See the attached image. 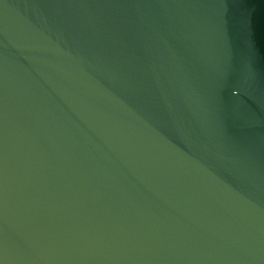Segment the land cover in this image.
I'll list each match as a JSON object with an SVG mask.
<instances>
[{
  "label": "water",
  "instance_id": "water-1",
  "mask_svg": "<svg viewBox=\"0 0 264 264\" xmlns=\"http://www.w3.org/2000/svg\"><path fill=\"white\" fill-rule=\"evenodd\" d=\"M0 264H264V0H0Z\"/></svg>",
  "mask_w": 264,
  "mask_h": 264
}]
</instances>
